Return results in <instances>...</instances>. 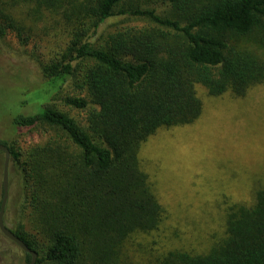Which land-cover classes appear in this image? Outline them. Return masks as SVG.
Returning <instances> with one entry per match:
<instances>
[{"label": "trees", "instance_id": "16d2710c", "mask_svg": "<svg viewBox=\"0 0 264 264\" xmlns=\"http://www.w3.org/2000/svg\"><path fill=\"white\" fill-rule=\"evenodd\" d=\"M160 1L168 16L127 0H0V38L11 33L26 46L51 19L67 39L39 64L49 98L13 118L19 129L45 124L53 135L24 162L20 149L1 143L23 165L31 193L35 233L22 223L11 231L37 254L35 264H129L134 239L165 220L142 145L163 127L201 117L198 85L211 97L243 98L264 84V0ZM115 16L150 24L98 35ZM69 83L74 92L63 102L85 111L86 125L49 103ZM253 199L218 201L220 232L204 252L168 249L148 264H264V186Z\"/></svg>", "mask_w": 264, "mask_h": 264}, {"label": "rangeland", "instance_id": "374dc122", "mask_svg": "<svg viewBox=\"0 0 264 264\" xmlns=\"http://www.w3.org/2000/svg\"><path fill=\"white\" fill-rule=\"evenodd\" d=\"M130 2L160 15L170 13L160 0H127ZM149 24L142 17L115 16L100 27L98 35ZM53 27V20L42 21L26 46L11 33L0 38V143L20 149L21 162L45 146L54 133L45 124L29 129L13 124L14 116L40 111L49 98L40 87L39 64L62 50L67 41L65 34ZM73 88L69 83L49 103L86 125V112L63 102L65 93L74 92ZM197 93L203 113L196 122L163 127L141 147V165L164 207L165 220L158 231L134 239L129 264H148L151 254L168 249L204 252L212 235L220 232L218 201L252 204L255 189L264 186V84L251 88L243 98L231 93L211 97L202 85L197 86ZM4 160L5 154L0 152V202ZM22 169L23 165L10 159L5 224L15 230L22 223L35 233L31 193ZM0 264H24L23 251L1 232Z\"/></svg>", "mask_w": 264, "mask_h": 264}, {"label": "water", "instance_id": "95a60500", "mask_svg": "<svg viewBox=\"0 0 264 264\" xmlns=\"http://www.w3.org/2000/svg\"><path fill=\"white\" fill-rule=\"evenodd\" d=\"M0 152L5 154V160L3 165V180H2V187H3V194L0 203V232L13 241L21 250L26 253H29L32 256L31 262L29 264H35L37 260V254L31 251L27 245L17 237L5 224V213H6V206L9 197V167H10V159L11 153L7 146L0 143Z\"/></svg>", "mask_w": 264, "mask_h": 264}, {"label": "flooded vegetation", "instance_id": "af4514ba", "mask_svg": "<svg viewBox=\"0 0 264 264\" xmlns=\"http://www.w3.org/2000/svg\"><path fill=\"white\" fill-rule=\"evenodd\" d=\"M11 230V229H10ZM3 235V234H2ZM4 236V235H3ZM5 237V236H4ZM5 238H7V237H5ZM8 239V238H7ZM9 241H11L10 239H8ZM12 243H14L13 241H11ZM15 244V243H14ZM30 263V262H29ZM29 263H26L25 261H24V264H29Z\"/></svg>", "mask_w": 264, "mask_h": 264}]
</instances>
